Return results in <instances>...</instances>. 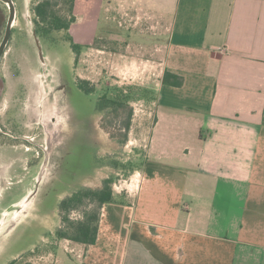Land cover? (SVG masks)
<instances>
[{"label": "crops", "instance_id": "crops-1", "mask_svg": "<svg viewBox=\"0 0 264 264\" xmlns=\"http://www.w3.org/2000/svg\"><path fill=\"white\" fill-rule=\"evenodd\" d=\"M104 1L92 8L98 13ZM105 11L147 37L96 49L116 77L124 59L143 55L136 70H146L153 118L138 123L147 130L133 139L141 164L132 156L124 190L114 185L102 205L94 244L56 239L59 217L13 260L28 253L32 264H264V0H107ZM84 28L75 34L81 48L95 42V22ZM165 72L183 84L164 85ZM103 170L95 188L107 179Z\"/></svg>", "mask_w": 264, "mask_h": 264}, {"label": "rangeland", "instance_id": "rangeland-1", "mask_svg": "<svg viewBox=\"0 0 264 264\" xmlns=\"http://www.w3.org/2000/svg\"><path fill=\"white\" fill-rule=\"evenodd\" d=\"M38 1L21 0L19 4L34 6ZM92 2L75 1L73 35L68 31L50 32L49 43L41 45L44 63L35 55L28 57L26 51L36 52L31 39L27 44L16 40L9 44L0 62V78L5 84L0 93V129L10 136L0 133V219L3 209H7L0 232V264H9L19 253L31 250L39 243L40 236L48 237V230L59 224L61 200L85 188L95 189L99 183L98 175L94 178L98 169L104 168L102 176L112 180V189L117 185L118 190H124L131 160L137 159L134 165L141 164L142 154L131 152L132 147L141 149L140 142L133 139L147 130V126L138 123L153 118L149 94L143 91L142 76L146 70H136L145 63L139 60L143 55H132L134 60L124 59L118 65L116 77L108 55L96 49L116 47L113 42L118 40L141 44L147 37L127 31L124 19L120 21L122 26L118 24L105 11L107 0L98 13L92 8ZM55 10L58 16L69 20L66 3L59 1ZM94 22L95 42L79 47L78 53H74L70 43L76 44L75 34ZM76 86L92 93L74 89ZM69 89L74 90L71 100L79 116L86 120H76L64 107ZM115 89L133 94L118 108L97 110L96 104L103 94L107 92L112 98ZM128 117L133 124L129 135L123 130ZM34 181L39 183L35 204L24 200L19 209L7 208L27 193L32 194L36 187ZM81 210L73 211L70 217L79 219ZM17 211L22 212L21 216L16 215ZM34 214L41 217L32 218ZM35 262L26 253L15 264Z\"/></svg>", "mask_w": 264, "mask_h": 264}, {"label": "trees", "instance_id": "trees-1", "mask_svg": "<svg viewBox=\"0 0 264 264\" xmlns=\"http://www.w3.org/2000/svg\"><path fill=\"white\" fill-rule=\"evenodd\" d=\"M59 1L67 4V12L70 15L69 20L58 16L55 8ZM75 1L76 0H39L34 6L35 20L46 23L44 29L54 31L62 30L66 32L75 21L73 15ZM70 45L74 53L77 54L80 46L74 43H70ZM162 82L164 85L173 87H180L183 84L181 77L169 72L164 73ZM82 90L86 94L92 93L87 88H83ZM114 91L115 93L112 98L108 96L107 92L103 94L96 104L97 110L102 112L106 109H112L113 106L118 108L123 102H127L129 96L133 94L130 91L127 93L116 89ZM146 94L148 93L146 92ZM148 96L146 97L148 98ZM130 125V118L128 117L123 125V130L126 134L129 132ZM111 184L112 180L107 178L102 181L99 188H85L61 200L58 207L61 224L54 234L55 238L58 240H68L85 246L94 244L98 231L101 207L104 203L112 200ZM78 209H82L80 218L72 219L70 214ZM15 263L16 260H12L9 264Z\"/></svg>", "mask_w": 264, "mask_h": 264}, {"label": "flooded vegetation", "instance_id": "flooded-vegetation-1", "mask_svg": "<svg viewBox=\"0 0 264 264\" xmlns=\"http://www.w3.org/2000/svg\"><path fill=\"white\" fill-rule=\"evenodd\" d=\"M10 1L12 2V6H13V14L11 13L9 6L5 2L0 0V45L6 38V44L4 47V51L0 57V62L3 59V57L6 55V48L8 47V45L14 42L15 40L17 41V43L27 44L31 39L33 44L35 45L36 52L34 53V52L26 51V53L30 58L34 55L38 58V51L35 41L38 40L40 46L42 44L49 43L50 38L48 37V35L50 34V32L54 30L44 29L46 23L35 20L34 6L36 4L34 6H29V5L19 4L21 0H10ZM11 16L13 20L8 28L9 20ZM20 17L23 18V21L21 22L19 21ZM42 55L44 56L43 49H42ZM4 85H5L4 81L0 78V93L3 92ZM74 89L83 91L77 86L74 87ZM73 92L74 90L69 89L65 94L64 107L67 110H69L72 117H74L76 120L79 121L81 119L80 121H84L86 119L83 117L81 118L79 116L78 109H76L74 102L71 100V95H73ZM0 133L2 135H7L8 137H10L9 134L4 133L1 129H0Z\"/></svg>", "mask_w": 264, "mask_h": 264}, {"label": "water", "instance_id": "water-1", "mask_svg": "<svg viewBox=\"0 0 264 264\" xmlns=\"http://www.w3.org/2000/svg\"><path fill=\"white\" fill-rule=\"evenodd\" d=\"M3 2H5L8 6H9V8H10V11H11V13L13 14V6H12V2L10 1V0H2ZM12 20H13V18H12V16H11V18H10V20H9V25H8V28H9V26H10V23L12 22ZM36 42V47H37V51H38V58H39V61L41 62V63H44V56L42 55V48H41V46H40V44L38 43V40H36L35 41ZM5 44H6V38H5V40L1 43V45H0V57H1V55H2V53H3V51H4V47H5ZM36 187H35V190L32 192V194L30 193V195L29 196H27V198L25 199V200H28L29 202H30V200H31V198L33 197V196H35V194H36V191H37V187L39 186V183L36 181ZM29 198V199H28ZM18 209H19V206H18ZM5 213H3L2 212V214H1V219H0V232H1V228H2V230H3V220H4V217L7 215V212H6V215H4ZM24 214V213H23ZM23 214H22V216H23ZM21 216V215H20Z\"/></svg>", "mask_w": 264, "mask_h": 264}, {"label": "built area", "instance_id": "built-area-1", "mask_svg": "<svg viewBox=\"0 0 264 264\" xmlns=\"http://www.w3.org/2000/svg\"><path fill=\"white\" fill-rule=\"evenodd\" d=\"M214 52L216 53H220V54H225L227 52V49L226 48H218V47H215L212 49Z\"/></svg>", "mask_w": 264, "mask_h": 264}, {"label": "bare ground", "instance_id": "bare-ground-1", "mask_svg": "<svg viewBox=\"0 0 264 264\" xmlns=\"http://www.w3.org/2000/svg\"><path fill=\"white\" fill-rule=\"evenodd\" d=\"M46 117H47V116H46ZM21 203H23V201H22ZM18 206L20 207V204H19ZM21 213H22V212L17 211V212H16V215H19V214H21ZM23 213H25V211H24Z\"/></svg>", "mask_w": 264, "mask_h": 264}]
</instances>
